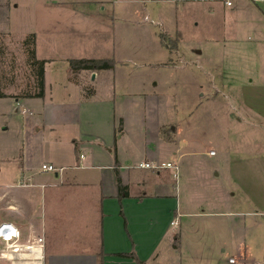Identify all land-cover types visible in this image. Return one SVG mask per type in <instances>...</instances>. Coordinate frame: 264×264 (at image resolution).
I'll return each mask as SVG.
<instances>
[{"label":"crops","instance_id":"0c3cea01","mask_svg":"<svg viewBox=\"0 0 264 264\" xmlns=\"http://www.w3.org/2000/svg\"><path fill=\"white\" fill-rule=\"evenodd\" d=\"M65 1L48 3H70ZM167 1L175 18L186 5L212 2L224 6L234 14L238 30L245 28L243 34L254 37L255 51L262 52L264 60L263 24H258L264 19V7L247 0ZM75 23L79 25L78 20ZM68 29L73 33L79 30ZM77 41L78 45L85 43ZM200 51L196 55L203 53ZM57 57L40 58L47 61L44 96L14 98L16 102L6 109L9 115L19 116L20 134L17 145L13 142L7 148L11 156L5 157L9 165L6 173L12 178L0 185V222H14L22 232L21 242L32 243L38 249L24 251V256L14 262L0 258V264H246L245 245L239 244L238 239L231 242L224 235L231 225L239 223L241 215L264 216V182L256 183L251 177L246 185L242 182L246 177L236 174L235 183H230L227 190L222 187L216 198L183 197L179 184L169 180L170 168L165 167L164 171L138 166L142 162L174 163L175 157L166 154L178 153L170 145L172 139L163 137L165 124L161 125L155 117L157 95L149 91L154 79H140L139 92L131 93L116 92L117 81L109 76L116 65L113 69L83 70L72 76L65 67L62 76L55 70L47 78V66L55 64V60L66 59L62 64H68V56ZM200 60L195 62L203 61ZM217 73L212 69L207 73L217 91L221 92L223 85L234 86L225 91L240 92L239 97H244L246 104L249 97H254L249 84L234 82L225 77V71V81L222 76L217 79ZM261 74L264 78V69ZM69 84L76 86L77 95L72 94ZM235 87L238 89L233 90ZM83 89L92 93L85 96ZM120 119L121 133L117 132ZM8 127L1 126L3 130ZM45 132L51 144L46 151L41 144ZM152 137L156 138L153 146L147 143ZM253 160L258 164L255 169L264 167V156L257 155ZM43 163H52L60 170L53 172L54 177H46L49 172L40 169ZM117 166L127 185L124 196H120L117 186ZM260 177L264 181V174ZM150 185L151 191L143 190ZM239 190L246 192L247 201L255 209L242 211L234 206ZM175 235L179 239L177 247ZM39 237L44 238L42 248L37 244ZM231 258L236 262H230Z\"/></svg>","mask_w":264,"mask_h":264},{"label":"rangeland","instance_id":"374dc122","mask_svg":"<svg viewBox=\"0 0 264 264\" xmlns=\"http://www.w3.org/2000/svg\"><path fill=\"white\" fill-rule=\"evenodd\" d=\"M247 1L256 5L252 0ZM48 2L0 0V31H6L0 32V50L3 49L0 52V90L11 97L0 99V185L12 178L6 173L9 165L5 157L11 156L7 148L12 147L13 142L17 145L20 134L19 116L9 115L7 110L16 102L14 98H26L23 95L36 91L35 69L28 64L21 43L31 33L36 35L39 59L47 56L114 58L116 68L109 71V76L117 81L116 92H139L140 79L152 78L153 82H158H152L154 86L149 91L157 95L155 117L161 125L165 124L161 127L163 137L172 139L170 145L178 152L176 156L171 152L166 156L175 157L178 175L174 176L175 169L170 168L169 180L179 184L183 197L216 198L222 187L227 190L230 183H235L236 174L246 177L242 181L246 185L252 181L251 177H255L256 183L264 182L260 177L264 167L255 169L258 164L253 160L257 155L264 156V78L261 74L264 60L262 52L255 51L254 37L243 34L245 28L238 30L230 10L212 2L192 4L186 5L175 18L167 0ZM260 22L264 35V19ZM71 27H77L78 32L69 31ZM77 40L85 43L78 45ZM198 50L203 53L196 55ZM198 58L203 61L196 63ZM65 60L58 59L56 65L47 66V78L55 70L62 76L65 67L69 68L68 64H62ZM211 69L218 71L217 79L222 76L225 81V77H229L234 82L249 84L254 97H249L246 104L244 97H239L240 92L225 91L234 86L223 85L222 91H217V85L207 75ZM69 87L72 94L77 95L76 86ZM236 89L238 87L233 90ZM83 90L85 96L92 93ZM147 110L151 117L150 109ZM247 121L260 124L254 126ZM4 122L9 125L8 129L1 128L6 125ZM45 136H41V144L46 151L51 144L47 142L46 132ZM154 142V137L147 140L151 146ZM210 150H214L215 155H211ZM160 169L166 171L165 167ZM218 172L221 175L215 177ZM51 176H55L53 172L46 175ZM143 190L151 191L152 186ZM247 200L246 192L239 190L234 206L242 211L255 209ZM231 226L224 236L245 245L247 254L243 262L264 264V216L241 215L239 223Z\"/></svg>","mask_w":264,"mask_h":264},{"label":"trees","instance_id":"16d2710c","mask_svg":"<svg viewBox=\"0 0 264 264\" xmlns=\"http://www.w3.org/2000/svg\"><path fill=\"white\" fill-rule=\"evenodd\" d=\"M162 36V35H161ZM22 46L24 47L27 60L30 67L34 70L35 69V77H36V86L34 93H28L23 95L24 97H43L44 96V89H45V59H39L36 56V35L35 33H31L28 35L24 40H22ZM1 49V47H0ZM3 52V49L0 50ZM69 69L73 73H77L81 70H89V71H97V70H106L112 69L115 67V60L114 58H93V57H81V58H69L68 60ZM9 94H6L2 90H0V98L8 97ZM12 96V95H11ZM123 130L122 127V119L119 121V125L117 127V132L121 133ZM116 170V181L119 190L120 196H124L127 194V185L123 184L121 179L118 166L115 168ZM178 235H175L174 238V246H178ZM130 254L129 256H131ZM137 264H143L141 261H138Z\"/></svg>","mask_w":264,"mask_h":264},{"label":"built area","instance_id":"2783aa9c","mask_svg":"<svg viewBox=\"0 0 264 264\" xmlns=\"http://www.w3.org/2000/svg\"><path fill=\"white\" fill-rule=\"evenodd\" d=\"M256 5L264 7V0H252ZM227 4H231L230 1ZM214 154L215 151L210 152ZM83 157V155H81ZM141 168H151L158 169L161 167L173 168L175 169L174 176L178 175V166L172 162L168 163H149L142 162L138 165ZM42 172H55L60 169L52 163H43L40 167ZM22 232L20 228L12 221H2L0 222V258H6L14 262L24 256V251H29V253L35 251L34 244H24L21 242ZM44 238L39 237L37 239V244L42 248L44 245ZM230 262L235 263L236 259L231 258Z\"/></svg>","mask_w":264,"mask_h":264},{"label":"water","instance_id":"95a60500","mask_svg":"<svg viewBox=\"0 0 264 264\" xmlns=\"http://www.w3.org/2000/svg\"><path fill=\"white\" fill-rule=\"evenodd\" d=\"M197 52H198V53H200L201 51H200V50H198ZM93 76H94V74H93Z\"/></svg>","mask_w":264,"mask_h":264}]
</instances>
